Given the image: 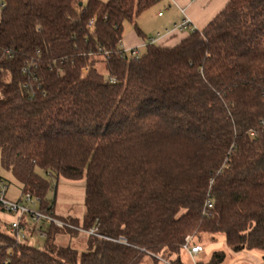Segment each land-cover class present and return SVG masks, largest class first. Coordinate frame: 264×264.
I'll use <instances>...</instances> for the list:
<instances>
[{
	"label": "trees",
	"instance_id": "16d2710c",
	"mask_svg": "<svg viewBox=\"0 0 264 264\" xmlns=\"http://www.w3.org/2000/svg\"><path fill=\"white\" fill-rule=\"evenodd\" d=\"M160 1L0 0L1 165L52 211L46 176L85 178L84 216L66 220L103 236L17 243L0 211V264H183L203 233L264 251V0L133 58L124 24Z\"/></svg>",
	"mask_w": 264,
	"mask_h": 264
},
{
	"label": "rangeland",
	"instance_id": "374dc122",
	"mask_svg": "<svg viewBox=\"0 0 264 264\" xmlns=\"http://www.w3.org/2000/svg\"><path fill=\"white\" fill-rule=\"evenodd\" d=\"M159 9H161L160 5H156L155 7L153 6L150 9H148L147 18H151V22L153 15ZM136 23L141 27L140 19H137ZM136 23L127 21L124 24L125 34L129 30L135 29ZM149 28H151L150 25ZM155 33L156 31H154V34ZM154 36H156V34ZM140 51L141 54L144 53L145 47L141 48ZM0 176L4 177L8 181L10 185L9 195L11 197H16L21 193L20 184L13 178V175L11 174L10 171H7L6 169L3 168L1 162H0ZM46 177L52 182L51 189L49 190L47 195V199L50 201L56 199L57 201L56 209L58 211H68V212L74 211V214H76V216L61 215V217L83 218L85 213V206H84L85 184H86L85 178L78 180H69L62 177L57 181L50 176H46ZM2 220L7 223V221L4 218ZM189 236L191 237L192 243L200 244L201 246H203L204 251L199 255L192 257V255L188 251H186L183 247L179 255L183 264H264V259H263L264 251L255 250V251H243L240 253H234L227 246H224L223 244V241L225 242L224 236L217 237L218 246L213 251H212V246H210L211 244H213L211 243L212 236L210 234L203 233L198 235L193 234ZM87 239L88 238L86 237V235L83 234H80L77 237H73L65 234L58 236L56 242L59 245H63V246L70 245L82 251L87 248ZM27 242L41 248L45 246V239L38 238V235L32 230L31 226H29L28 228ZM158 257H159V263L157 264H167L166 262L175 261L177 255L171 254L167 250H162L159 253ZM143 264H155V263L151 257H146Z\"/></svg>",
	"mask_w": 264,
	"mask_h": 264
},
{
	"label": "crops",
	"instance_id": "0c3cea01",
	"mask_svg": "<svg viewBox=\"0 0 264 264\" xmlns=\"http://www.w3.org/2000/svg\"><path fill=\"white\" fill-rule=\"evenodd\" d=\"M228 1L229 0H161L156 4L160 5L161 9L155 12L152 22L151 18H147L148 10L138 18L141 23V27L137 24L141 31L140 33H138L136 29H131L126 34L124 32L122 46L127 51L134 48L140 50L143 47L146 48L151 38H156L155 43L158 45L174 46L180 43L182 39L189 34L188 31L182 32L176 30V24L187 17L194 30H203L217 14L225 8ZM156 5H154V7ZM160 13H162V15H159ZM149 25L151 28H149ZM154 31H156V36H154ZM56 204L57 201L55 203V210L60 216H76L74 211H58L56 209ZM3 218L7 223L14 219L8 214H4ZM223 244L226 246L224 241ZM210 246H212L213 251L217 248L218 243L214 242Z\"/></svg>",
	"mask_w": 264,
	"mask_h": 264
},
{
	"label": "built area",
	"instance_id": "2783aa9c",
	"mask_svg": "<svg viewBox=\"0 0 264 264\" xmlns=\"http://www.w3.org/2000/svg\"><path fill=\"white\" fill-rule=\"evenodd\" d=\"M159 15H162V13ZM175 29L182 32L194 31V28L191 26L190 20L187 17L176 24ZM150 42L155 43L156 38H151ZM126 52L133 58H138L141 55V51L137 48L128 51L126 50ZM9 191L10 185L8 181L4 177L0 176V211H3L14 218L8 224L9 231L15 236L17 243H29L27 242L29 226H31L32 230L38 235V238L42 239H46V229L50 226H55L60 229H76L80 231V234L103 237L98 233L99 225L97 224L88 230L78 228L71 224L69 220H66V218L63 219L64 217H61L57 214V212L45 208L40 197L31 193H20L17 197H11L9 195ZM205 208H213V203L211 201H207ZM120 241L125 243V240ZM183 247L192 255V257L197 256L204 251L203 246L198 243H192L190 236L186 238ZM166 263L171 264L170 262Z\"/></svg>",
	"mask_w": 264,
	"mask_h": 264
}]
</instances>
